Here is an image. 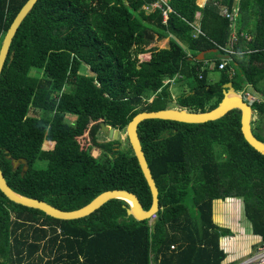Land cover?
Listing matches in <instances>:
<instances>
[{"label":"trees","instance_id":"trees-1","mask_svg":"<svg viewBox=\"0 0 264 264\" xmlns=\"http://www.w3.org/2000/svg\"><path fill=\"white\" fill-rule=\"evenodd\" d=\"M26 1L0 0V48ZM154 1L38 0L20 23L0 76V168L16 192L74 211L105 191L126 190L148 210L150 191L127 139L101 142L99 123L123 132L137 114L168 109L165 84L177 76L190 81L177 104L194 112L217 108L227 84L264 93V0H239V36L224 71L230 24L217 5L231 8L234 0H208L204 8L206 0H170L166 23L161 10L143 9ZM168 35L175 38L169 48L146 49ZM214 50L212 83L196 56ZM147 52L151 60L141 63ZM256 108L264 117V104ZM137 131L159 191L154 229L127 216L121 200L63 221L0 191V264H223L221 239L233 233L215 223L214 203L236 197L264 243V155L244 140L240 115L207 123L147 119ZM82 137L102 150L100 162ZM13 160L27 161L28 170L14 169Z\"/></svg>","mask_w":264,"mask_h":264},{"label":"water","instance_id":"water-1","mask_svg":"<svg viewBox=\"0 0 264 264\" xmlns=\"http://www.w3.org/2000/svg\"><path fill=\"white\" fill-rule=\"evenodd\" d=\"M38 0H27L26 3L21 7L19 12L13 18L9 25V29L6 32L2 45L0 48V76L3 72L4 66L7 62L10 48L12 44V38L17 31L20 23L25 19L27 14L31 11L33 6ZM13 54H11V59ZM224 98L222 99L219 106L211 111L207 112H194L188 109H166L152 112H141L137 114L127 124L125 128L126 137L130 148L136 158L137 164L144 177V180L149 188L151 195V206L148 210H144L141 203L135 194L126 190H108L97 196L92 202L86 206L74 210V211H63L47 202L37 200L16 192L8 184L4 172L0 168V191L12 202L22 205L27 208L36 209L45 215L63 221L78 220L90 216L95 211L103 207L108 201L121 200L127 203L126 215L132 217L135 221L141 222L145 220H151L152 217L159 211V191L151 174L148 166L145 153L142 149V145L138 135L139 124L147 119H169L185 123H207L216 121L226 116L231 111H235L241 116V132L244 136L246 143L253 148L256 152L264 155V142L257 139L253 134L252 122L256 115L249 105H247L237 90L234 89L232 84L224 86ZM100 131L105 134L110 140L119 138L120 131L113 129L110 126L105 125L103 122L99 123ZM262 130L261 136L264 137V125L260 127ZM11 160V156H9ZM21 164L24 165V171L28 170L27 161L20 160L12 161L14 169H17ZM155 221H152L151 227L154 229Z\"/></svg>","mask_w":264,"mask_h":264},{"label":"rangeland","instance_id":"rangeland-1","mask_svg":"<svg viewBox=\"0 0 264 264\" xmlns=\"http://www.w3.org/2000/svg\"><path fill=\"white\" fill-rule=\"evenodd\" d=\"M235 2H237L236 6H235V11H237V7H238V2L239 0H234ZM167 42L166 41H162L161 44H164ZM84 71H86V69L84 68ZM40 72H35V74H39ZM86 73V72H84ZM218 79V75L215 76ZM190 81H186V83H188ZM185 82H181V81H177V83L175 85H173L172 87H170V96L168 98H166V102H167V106L168 109H179V106L177 104V100L182 97L183 95L186 94V86H184ZM252 86V85H251ZM243 89V88H242ZM247 92H249L250 94H254L255 93H260V90H257L255 88L253 89H248L246 90ZM162 99H164L165 97H160ZM39 114H37L36 116H38ZM93 123H95V121H93ZM264 123V117L261 116V118L259 117V115H255L254 116V120L252 122V129L253 132L262 140H264V137H262L260 135V133L258 132L257 128L259 127V124ZM99 140L101 142H106L108 141V137L105 136V134L103 133H99ZM119 138L122 142L123 145L127 144V137H126V133L125 131L120 132L119 133ZM80 142L82 145L88 147L91 143L89 142L87 137H82L80 139ZM45 147H47V145H45ZM89 151H90V155L93 156V159H97L99 160V162L101 161L100 159H103V155H102V150L100 148H97L95 146H93L92 144L89 146ZM115 149V148H114ZM38 166H40L41 168L44 167L45 164L43 163H38ZM220 203H214V221L215 223H217V219L218 220H223L224 224L228 225L229 227H225L228 228L232 231L233 235L239 238L240 241L236 242V245H240L242 246V248L239 249H234V250H230L229 246H228V239L230 238L229 236L226 237L225 242L222 245V248L226 251V253H228V258L231 260L232 259V255L233 253H235L236 255H233V258L235 259V263L234 264H240L242 263L245 259L249 258V256H251L252 254H254L255 250H253L254 246H256L257 244L260 243L259 238H255L256 236L253 234V232L251 231V224L250 222H248V220L245 217V211H244V203H243V199L242 197H236V198H229L226 200H220ZM153 218L150 220V223H152ZM223 227L225 225H222ZM220 226V227H222ZM253 238V239H257L255 241H257L254 244H251L250 241H244L246 238ZM260 247V246H259ZM259 247L257 248V251L259 249ZM246 249L247 251L245 252Z\"/></svg>","mask_w":264,"mask_h":264},{"label":"crops","instance_id":"crops-1","mask_svg":"<svg viewBox=\"0 0 264 264\" xmlns=\"http://www.w3.org/2000/svg\"><path fill=\"white\" fill-rule=\"evenodd\" d=\"M167 1V4H168V2L170 1V0H166ZM155 2V1H154ZM198 2H199V0H197V6H198ZM207 2H208V0H206L205 1V3H204V5H203V8L205 7V5L207 4ZM151 3H153V2H151ZM151 3H149V4H146V5H144L143 6V9L144 10H146L145 9V7L147 6V5H150ZM236 4H237V2H235L234 1V3H233V6L230 8L229 6H227V5H225V4H218L217 6H218V9H219V13H220V16L221 17H224L222 14H221V11H220V9H221V6H225L226 8H228L229 10H233L234 8H235V6H236ZM169 6V5H168ZM170 7V6H169ZM202 8V9H203ZM237 9H238V11H239V2H238V7H237ZM156 10V9H155ZM202 11L201 12H197V14H196V21H195V23H194V25H195V27H196V29H199V30H201V18H202ZM239 17V16H238ZM225 18V17H224ZM235 20H238V19H235ZM229 22V29H230V31H229V42L231 41V38L232 37H238L239 36V34H238V27H237V22L238 21H234L232 24H231V22L230 21H228ZM235 24V25H234ZM202 31V30H201ZM235 34H236V36H235ZM241 34L242 35H246V36H248V37H250V35L249 34H246V33H244V32H241ZM241 34H240V36H241ZM200 35H203V32H202V34H200ZM200 35H197V37L196 38H198ZM172 39H175L172 35H168L166 38H162V39H159L157 36H156V39H155V42L152 44V45H150L149 47H147L146 49L147 50H150V49H152V48H158V49H165V48H169V46H170V41L172 40ZM162 41H166L167 42V44L166 43H164V44H161L162 43ZM246 41H250V40H247L246 39ZM235 42H236V40H235ZM232 46H233V44H232ZM213 55H210L211 53L209 52V51H205V52H200L199 54H198V56H196V60L198 61V62H204V64H203V66H201L202 68H201V70H200V74L201 75H203L202 73L205 71V69H208L209 70V72H210V74H209V78H210V81L212 82V83H215V82H218V79L215 77L216 76V74H214V73H212L213 72V70L215 69V58H217V59H219V54L217 53V50H214L213 51ZM151 58H152V54H151V52H147V53H145V54H140V56H139V59H140V62L141 63H144V62H149L150 60H151ZM221 58H222V56H221ZM226 60H228V56H224V58L222 59V61H221V64L224 62V61H226ZM230 63H232V59H230ZM229 66V65H228ZM198 69V68H197ZM233 71V70H232ZM200 78H202V76L200 77ZM181 81V82H185V84H184V86H186V93L187 94H189L190 93V87H189V82L188 83H186V81L185 80H183V78L181 77V76H177V77H175L174 78V80H170V81H174V83L173 84H171V85H166V86H170V87H172L173 85H175L176 83H177V81ZM168 82V81H167ZM166 82V83H167ZM251 87V89H253L254 87H252V86H250ZM243 89H240V90H238L237 92H240V91H242ZM260 94L261 95H264V93H262V92H260ZM180 109V108H179ZM260 126H259V128L260 127H262V125H264V123H261V124H259ZM99 132L100 133H102L101 131H100V128H99ZM259 133H260V135L262 134V130H261V128H260V130L258 131ZM99 134V133H98ZM106 136V135H105ZM107 137V136H106ZM108 140H110V139H108ZM95 147H97V146H95ZM97 148H99V147H97ZM220 200H217L216 201V203H220L219 202ZM223 201V200H222ZM224 221L222 220H218L217 219V225H219V226H222V225H225L224 226V228L225 227H229L228 225H226V224H224L223 223ZM223 227V226H222ZM252 231V230H251ZM235 235V234H234ZM229 236L230 238L228 239L229 241H228V246H229V249L230 250H236V249H239V248H242V246H240V245H236V242H238V241H240V239L239 238H241V237H238V238H236L235 236ZM256 236V235H255ZM255 238H259V236H256ZM225 239H226V237L225 238H223V239H221V247H222V245H223V243L225 242ZM257 239H253V238H251V237H249V238H246L244 241H250V243L251 244H254V243H256L257 241H255V240H257ZM227 240V239H226ZM259 241H260V238H259ZM262 244V243H261ZM260 243L259 244H257L256 246H260L261 245ZM256 246H254V248H253V250H255V252L257 251V247ZM176 248V246L174 245V246H172V249H175ZM223 249V248H222ZM224 250V249H223ZM245 250V252L247 251L246 249H244ZM225 251V250H224ZM254 252V253H255ZM225 253H226V251H225ZM228 253H226V259H225V261L223 262V264H234L235 262V259L233 258V255H236L235 253H233V255H232V259L230 260L229 258H228Z\"/></svg>","mask_w":264,"mask_h":264},{"label":"built area","instance_id":"built-area-1","mask_svg":"<svg viewBox=\"0 0 264 264\" xmlns=\"http://www.w3.org/2000/svg\"><path fill=\"white\" fill-rule=\"evenodd\" d=\"M165 7H167L165 9ZM146 11L148 12H152L155 9H159L162 11V18H164V23H166V21L169 18V13L172 12V9L168 6L167 1L166 0H156L155 2L151 3L150 5H147L145 7ZM221 14L228 20L231 22V24L234 21H237L235 19H238L239 16V11L237 9V11H235V9L233 10H229L228 8H226L225 6H221ZM235 25V24H234ZM194 30H195V34L194 37H197V35L202 34V31L199 29H196L195 26ZM236 36V34H235ZM245 39L250 40V37L246 36V35H242ZM237 36L236 37H232L231 41L229 42V45L227 48H222V50H224L226 52V55L228 56V60L224 61L222 64L219 65V70L220 71H224L228 65L230 64V59H231V55L234 54V51L232 50V44L235 42ZM174 81H168L165 85H171L173 84ZM250 86H245L243 88L242 91L237 92L240 97L242 98V100L250 106V108L252 109V111L258 116L260 115L259 111L257 110L256 107H258L261 104H264V95H261L260 93H255L254 94H250L249 92H247L246 90L250 89ZM154 218V217H152ZM240 264H264V243H262L258 249V251H256L254 254H252L251 256H249V258L245 259L242 263Z\"/></svg>","mask_w":264,"mask_h":264}]
</instances>
